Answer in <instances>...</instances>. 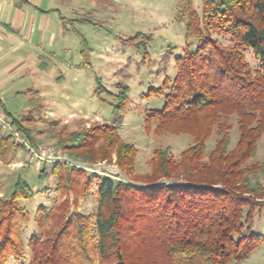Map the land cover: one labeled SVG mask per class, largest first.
Segmentation results:
<instances>
[{"label":"trees","instance_id":"trees-1","mask_svg":"<svg viewBox=\"0 0 264 264\" xmlns=\"http://www.w3.org/2000/svg\"><path fill=\"white\" fill-rule=\"evenodd\" d=\"M185 3V37L194 48L176 58L175 76L154 90L165 101L145 114L144 124L157 133L188 134L192 143L178 156L156 148L151 171L140 174L137 147L116 124L59 130L56 145L68 156L93 163L114 155L135 183L93 175L96 210L85 214L79 207L93 178L85 167L56 161L53 203L31 215L23 201L34 191L18 176L0 196V264L26 259L23 232L31 221L37 232L28 238L30 264H231L264 243V234L252 230L264 210V158L255 160L264 134V0H201L200 12L192 0ZM247 48L257 68L247 62ZM81 53L87 61L85 48ZM127 89L116 84L115 110L125 109ZM1 112L38 145L23 125L31 116L15 117L4 106ZM233 123L238 134L231 146ZM19 147L0 130V159L11 161L10 150ZM38 177H48L45 163Z\"/></svg>","mask_w":264,"mask_h":264},{"label":"rangeland","instance_id":"rangeland-1","mask_svg":"<svg viewBox=\"0 0 264 264\" xmlns=\"http://www.w3.org/2000/svg\"><path fill=\"white\" fill-rule=\"evenodd\" d=\"M28 1L29 4L21 3L22 17L24 23H32L33 31L30 36L26 35L24 27L20 33H7L14 44L21 42L19 50L7 60L32 58L36 54L33 60L44 62V66L23 77L7 79L2 99L7 112L13 116H31L32 120L24 121L23 125L38 145L30 142L10 117L12 129L19 131V137L12 129L0 127L2 133L12 135L21 145L10 150L7 157H11V161L0 159V196L8 195L20 176L34 191L30 199L23 201L29 213L33 215L39 205L50 207L56 183L50 170L56 161H60L86 168L90 173L93 187L81 201L79 210L85 214L94 213L96 177L110 176L135 182L119 170L114 155L110 160L93 163L71 158L56 145L57 134L61 129L77 130L93 122L116 124L121 138L137 147L135 171L140 174L151 171L150 159L156 148H168L171 154L178 156L192 143V136L188 134L157 133L152 127L148 130L144 124L145 114L150 109H160L165 101L164 92L156 94L154 90L162 88L175 76L176 58L194 48L195 40L185 37L186 0ZM192 5L200 12L201 0H192ZM29 14H33V20L29 19ZM219 40L227 42L223 38ZM5 42L8 44L9 41ZM82 48H85L87 61H84ZM244 54L249 65L257 68L258 61L252 50L247 48ZM117 83L128 87L125 109L115 110L114 107L118 103L114 96ZM97 87L104 88L101 94L96 93ZM0 114L7 117L1 109ZM237 134L233 123L231 146ZM216 137L214 134L208 139V148L213 146ZM43 147L55 151L44 153ZM263 158L264 134L255 160ZM43 163L48 174L46 179L38 177ZM261 182L264 184V176ZM252 230L264 234V210L255 215ZM36 232L31 221L23 232L26 259L22 262L9 259L6 264H30L28 238ZM231 264H264V243L244 260Z\"/></svg>","mask_w":264,"mask_h":264},{"label":"crops","instance_id":"crops-1","mask_svg":"<svg viewBox=\"0 0 264 264\" xmlns=\"http://www.w3.org/2000/svg\"><path fill=\"white\" fill-rule=\"evenodd\" d=\"M29 4L28 0H0V109L4 106L2 95L5 89L7 79L13 76L23 77L28 72H35L38 68L44 66V62L35 63L34 56L28 58L11 59L13 52L19 50L21 42L13 43L12 37L7 33L17 34L21 29L26 30V35L30 36L33 31L32 23H24L23 21V4ZM40 10L39 7H35ZM34 8V9H35ZM29 19L33 20V14H29ZM25 24V25H24ZM9 27V28H8ZM24 37V36H23ZM8 40V44L5 42ZM5 42V43H4ZM32 54L30 51L29 54ZM33 55V54H32ZM32 59V60H28ZM15 60V61H14ZM18 61V62H17ZM15 62V63H14ZM18 64V65H17ZM14 65H17L15 68ZM22 65V66H21ZM22 70V71H21ZM16 73V74H15ZM4 82V83H3Z\"/></svg>","mask_w":264,"mask_h":264},{"label":"built area","instance_id":"built-area-1","mask_svg":"<svg viewBox=\"0 0 264 264\" xmlns=\"http://www.w3.org/2000/svg\"><path fill=\"white\" fill-rule=\"evenodd\" d=\"M0 127H2L3 129H12L13 125H12V121L11 119H9L8 117H5L4 115L0 114ZM13 134L18 138L20 133L18 130L16 129H12ZM28 147V144H27ZM44 153H48L49 154H53L54 153V149H50V147H43V149H41Z\"/></svg>","mask_w":264,"mask_h":264}]
</instances>
